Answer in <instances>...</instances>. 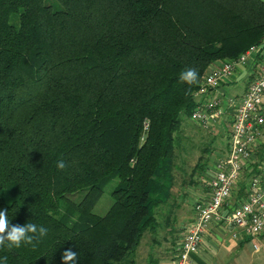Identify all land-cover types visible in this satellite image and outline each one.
Masks as SVG:
<instances>
[{
  "label": "trees",
  "instance_id": "obj_1",
  "mask_svg": "<svg viewBox=\"0 0 264 264\" xmlns=\"http://www.w3.org/2000/svg\"><path fill=\"white\" fill-rule=\"evenodd\" d=\"M263 41L262 0H0V210L49 230L35 247H0V259L63 264L71 248L76 264H137L145 234L161 229L176 253L173 188L182 197L194 183L176 164L193 93L213 62ZM186 68L199 72L188 94ZM245 195L241 184L230 204ZM193 218L191 207L185 228Z\"/></svg>",
  "mask_w": 264,
  "mask_h": 264
},
{
  "label": "built area",
  "instance_id": "obj_2",
  "mask_svg": "<svg viewBox=\"0 0 264 264\" xmlns=\"http://www.w3.org/2000/svg\"><path fill=\"white\" fill-rule=\"evenodd\" d=\"M230 83L240 91L224 92ZM193 98L190 120L205 131L228 121V143L204 180L209 197L193 200L194 218L184 230L173 264H190L191 254L198 251L212 223L232 226L233 238L254 239L264 233V41L236 58L213 62ZM241 184L245 197L230 204Z\"/></svg>",
  "mask_w": 264,
  "mask_h": 264
},
{
  "label": "rangeland",
  "instance_id": "obj_3",
  "mask_svg": "<svg viewBox=\"0 0 264 264\" xmlns=\"http://www.w3.org/2000/svg\"><path fill=\"white\" fill-rule=\"evenodd\" d=\"M228 127V121H224V124L220 126V128L213 129L212 131H203L191 120H188L187 124L183 125V128L185 129L184 132L189 134L191 139L189 140L190 143L183 144L185 149H180L177 151L178 159L176 164L177 166H180V168L183 166L186 170L184 177L185 179L186 176H189V174L194 171V173H192V180L194 183H190V185H187L184 188L180 187L181 190L186 193L182 197H178L179 192L176 191V183L175 187L173 188V194L178 197L174 199L175 203L182 205L179 208H174L175 225L173 231L176 243L183 236L186 223L185 221L190 215V209L192 207L193 200H195L198 192L201 190V181L206 180L209 176V173L212 172L215 158L224 153L227 149L229 131ZM209 144H211V147L209 150H205L206 146L208 147ZM198 163L200 164V167L196 168L195 170V166ZM178 172L181 171L178 170ZM178 176L181 177V175ZM115 184L116 180H112L105 186L103 195L94 206V213L103 215L110 207L113 201L111 197V191L113 190ZM3 195L7 202L12 200L11 195H8L6 191L3 192ZM81 196L82 194H77L73 197V199L77 201L79 198H81ZM167 210L168 209L166 205L161 206L157 216L159 221L164 220ZM164 232L165 229L159 230L156 238L150 233L145 234L136 252L137 264H149L148 261L150 256H152V258L159 257L165 259L172 254L173 247L171 244V239L166 238L161 240ZM261 237L262 238L258 237L257 239L253 240V242L250 241L244 243L242 245V253L239 256L233 257V259L228 258V264H264V236ZM155 240H159L160 243L155 244ZM176 243L174 242V244ZM252 243H256L257 247L253 245L252 248ZM253 250L256 252L251 253Z\"/></svg>",
  "mask_w": 264,
  "mask_h": 264
},
{
  "label": "crops",
  "instance_id": "obj_4",
  "mask_svg": "<svg viewBox=\"0 0 264 264\" xmlns=\"http://www.w3.org/2000/svg\"><path fill=\"white\" fill-rule=\"evenodd\" d=\"M264 1V0H262ZM235 84H227L222 89L227 94L239 92L240 89L235 87ZM206 182V181H205ZM198 185V184H197ZM200 185V184H199ZM210 195L209 188L204 184V180L201 184V190L198 192L196 198H208ZM190 222V221H189ZM234 231L232 226L212 223L206 233L204 234L200 247L197 252L191 254L190 264H228V258L239 256L242 253V245L246 242H250L255 239L262 238L264 233L257 238L250 239L239 235L237 238L231 236V232ZM256 244V243H254ZM177 248V247H176ZM253 248V243H252ZM256 252L253 250L251 253ZM175 253L173 252L172 255ZM159 264H173L169 258H159Z\"/></svg>",
  "mask_w": 264,
  "mask_h": 264
},
{
  "label": "clouds",
  "instance_id": "obj_5",
  "mask_svg": "<svg viewBox=\"0 0 264 264\" xmlns=\"http://www.w3.org/2000/svg\"><path fill=\"white\" fill-rule=\"evenodd\" d=\"M179 81L189 85V89L186 90V94H188L191 86L199 81L198 70L195 68L184 69L179 74ZM66 167L64 160L61 159L57 162L58 169L64 170ZM48 231L46 227L30 221L23 225L10 224L7 210H0V247L6 246L8 249L19 248L22 244L35 247L34 242L41 241L48 234ZM77 255L71 248L65 250L62 253L63 264H76ZM0 264H7L6 256L0 259Z\"/></svg>",
  "mask_w": 264,
  "mask_h": 264
}]
</instances>
